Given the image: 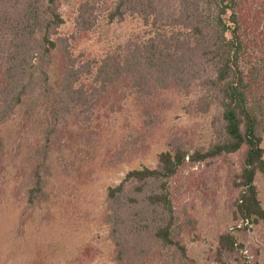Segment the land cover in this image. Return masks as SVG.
I'll use <instances>...</instances> for the list:
<instances>
[{
  "label": "trees",
  "instance_id": "1",
  "mask_svg": "<svg viewBox=\"0 0 264 264\" xmlns=\"http://www.w3.org/2000/svg\"><path fill=\"white\" fill-rule=\"evenodd\" d=\"M60 5L61 0H0V127L22 117L15 139H21L26 164L25 209L47 199L49 161L58 143L66 139L61 145H83V151L95 133L93 121L99 129L106 122L95 112L130 111V99L152 112L172 90L190 96L201 89L190 106L218 112L209 146L176 137L157 168L132 170L109 189L105 221L114 259L195 264L185 234H193L197 223L188 205L178 210L173 184L189 167L211 166L234 154L240 155L238 168H228L226 179L235 219L264 223L256 184L264 173V0H117L111 21L138 13L147 25L153 19L161 28L85 64L77 61L72 37L60 33ZM89 6L80 5L86 33L93 25L86 18ZM11 142L0 134L1 156ZM211 191L217 196V188ZM218 242V260L240 261L243 247L232 231L221 233Z\"/></svg>",
  "mask_w": 264,
  "mask_h": 264
},
{
  "label": "rangeland",
  "instance_id": "2",
  "mask_svg": "<svg viewBox=\"0 0 264 264\" xmlns=\"http://www.w3.org/2000/svg\"><path fill=\"white\" fill-rule=\"evenodd\" d=\"M87 1L93 9L86 18L93 25H87L90 29L86 33L85 10L82 12L80 5ZM116 1L61 0L65 24L60 33L72 37L79 63L100 61L132 40L161 28L160 23L153 25V19L147 25L138 13H129L123 21H111L109 14ZM163 28L173 30L171 25ZM202 93L201 89H193L190 96H185L183 91L172 90L164 96L163 107L152 112L137 107L132 99L130 111L111 112L109 116L95 112L96 119L101 114L106 122L99 129L95 127L99 121H93L91 130L95 133L83 151V145H61L66 139L58 143L49 161L43 196L47 199L31 209H25L29 204L21 139H15L22 117L1 126V136L12 142L6 155H0V264H119L105 221L109 189L121 184L132 170L157 168L160 154L171 148L176 137L189 145L209 146L217 109L203 113L190 106ZM239 159L240 155L234 154L211 166L202 163L189 167L173 184L178 210L188 205L197 223L193 234H185L188 254L195 264H264V223L237 221L231 208L234 198L226 175L228 168H238ZM188 180L190 188L186 186ZM256 184L264 207V173L258 174ZM216 188L217 196L211 191ZM180 222H184L183 217ZM225 231H232L243 247L240 261L223 263L215 257L219 236Z\"/></svg>",
  "mask_w": 264,
  "mask_h": 264
}]
</instances>
